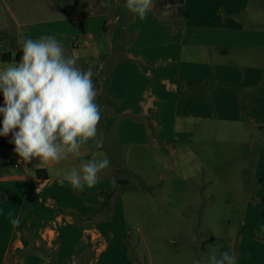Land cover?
<instances>
[{
  "label": "crops",
  "instance_id": "0c3cea01",
  "mask_svg": "<svg viewBox=\"0 0 264 264\" xmlns=\"http://www.w3.org/2000/svg\"><path fill=\"white\" fill-rule=\"evenodd\" d=\"M80 1L65 11L53 0H0L1 41L10 37L14 58L20 33L52 36L65 54L79 53L77 64L92 70L103 140L101 148L89 140L82 152L85 159L104 152L110 167L94 187L76 191L65 177L82 167L80 158L36 157L31 166L15 153L11 134L0 136V264H193L162 239L188 232L182 212L198 192L181 190L182 209L170 194L180 190L166 184L201 175L209 182L214 172L202 173L201 158L223 144L240 150L239 189L229 202L243 211L227 251L236 264H264V0H155L145 20L125 0ZM15 62L0 55V68ZM156 176L165 183L151 194L133 190V181L148 186Z\"/></svg>",
  "mask_w": 264,
  "mask_h": 264
},
{
  "label": "clouds",
  "instance_id": "9594fccd",
  "mask_svg": "<svg viewBox=\"0 0 264 264\" xmlns=\"http://www.w3.org/2000/svg\"><path fill=\"white\" fill-rule=\"evenodd\" d=\"M154 3L125 0L124 7L145 20ZM169 7L165 5L161 15L167 16ZM17 43L22 52L19 62L0 68V136L11 134L9 142L22 162L35 157L41 162L60 161L68 154L75 155L82 167L73 168L65 178L76 191L94 187L99 174L110 167V160L102 151L90 159L82 152L89 140L94 139L97 148L103 142L102 137L97 138L101 115L95 103L91 68L82 69L77 64L79 53L65 54L52 36L37 40L20 33ZM9 217L11 225L19 227L20 218L11 213ZM221 249L223 245L209 246L193 264H236L235 254Z\"/></svg>",
  "mask_w": 264,
  "mask_h": 264
},
{
  "label": "rangeland",
  "instance_id": "374dc122",
  "mask_svg": "<svg viewBox=\"0 0 264 264\" xmlns=\"http://www.w3.org/2000/svg\"><path fill=\"white\" fill-rule=\"evenodd\" d=\"M54 3L62 7L65 11L68 10V3L71 0H53ZM75 1V0H72ZM78 2L80 0H77ZM85 0L80 1V3ZM162 1V0H161ZM1 21V18H0ZM3 37L0 34V40ZM10 37L3 38L2 46L5 49H8V42ZM214 147V146H213ZM215 148V147H214ZM218 148L222 152H215L209 154L208 156H202V160L205 162L202 168V173L204 174L206 168H210L213 174L209 175V183L207 178L201 175L200 180L189 181L187 184L183 181H176V183H167V186L174 185L176 189L180 190V193L171 191L170 194L172 199L175 200L177 205L183 209L185 204L182 199L183 188L186 186L190 189L194 188L198 192V199L194 202H191L189 206L182 212L183 223L182 226L186 227L188 232L184 231V234H171L167 232L163 237L162 242L167 251L178 254L182 253L183 259L187 260L189 263L191 259L197 260L201 258V253L207 252L209 246L214 244L219 247L223 245L221 250H229L232 239L236 242L239 237L240 222L242 218V209L238 208V202L232 200L234 192L239 189L236 187L237 169L240 166V161L236 157L235 152H240L239 149L227 146L220 145ZM248 168L245 169L244 175L248 176V169L252 167V156L248 158ZM133 160H129V170H133ZM128 171V170H127ZM126 171V172H127ZM243 177V182L248 178ZM138 179V178H137ZM241 182V178L239 179ZM148 182V186L141 184L140 181H133L132 188L143 189L146 193L152 192L155 187H161L164 183L157 176L153 179L144 180ZM139 187V188H138ZM169 187V188H174ZM136 188V189H135ZM207 188L208 195L205 193ZM173 228L169 226V229ZM214 230H212V229ZM193 255V257H192ZM148 264V261H147Z\"/></svg>",
  "mask_w": 264,
  "mask_h": 264
},
{
  "label": "trees",
  "instance_id": "16d2710c",
  "mask_svg": "<svg viewBox=\"0 0 264 264\" xmlns=\"http://www.w3.org/2000/svg\"><path fill=\"white\" fill-rule=\"evenodd\" d=\"M162 1H165V0H162ZM172 2V0H169ZM176 3H171V4H177V5H183L184 4V0H175ZM96 12H104V9H99L98 11ZM181 15H183V17L185 19H188V15L187 13H185L183 11V9H181ZM2 43V41L0 40V44ZM3 44L0 45V55H1V59L4 61V62H11L13 60H15L16 62H19L20 60V57L22 56V52L19 50L16 58L13 57V55L7 50L5 49L3 46ZM34 164H36V157L32 159V161L29 163V165L33 166ZM36 174H37V177L40 178V179H47V174H46V171L45 170H42V169H37L36 170ZM115 193H116V190L111 192L110 194H107L106 195V203L104 204V207H107L109 208L110 207V202L112 201L113 197L115 196ZM132 255L134 257V251L132 250ZM136 260V258H135Z\"/></svg>",
  "mask_w": 264,
  "mask_h": 264
},
{
  "label": "built area",
  "instance_id": "2783aa9c",
  "mask_svg": "<svg viewBox=\"0 0 264 264\" xmlns=\"http://www.w3.org/2000/svg\"><path fill=\"white\" fill-rule=\"evenodd\" d=\"M27 164H29L30 162H26Z\"/></svg>",
  "mask_w": 264,
  "mask_h": 264
}]
</instances>
